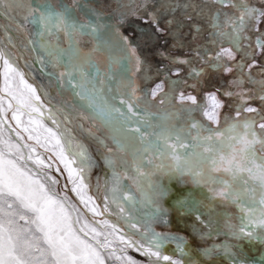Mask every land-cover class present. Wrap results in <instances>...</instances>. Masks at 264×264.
<instances>
[{
    "label": "snow or ice",
    "instance_id": "6c2138e0",
    "mask_svg": "<svg viewBox=\"0 0 264 264\" xmlns=\"http://www.w3.org/2000/svg\"><path fill=\"white\" fill-rule=\"evenodd\" d=\"M214 2L230 4L239 9V16L228 20L233 38L237 41L245 30L247 21H255V24L259 25L264 18V11L248 7L246 0H241L239 5L235 0ZM13 4L26 10L23 22H31L37 36L43 37L55 30L63 31L68 37L67 48L41 44L40 47L48 57L47 61L41 59V63L53 68L63 67L64 70L56 75V79L70 87L74 95L79 97L83 107L91 110L96 118L111 129L115 152L108 147L104 139L89 132V135L109 153L105 156V163L111 169V178L106 181L104 207L101 211L94 198L88 195V184L85 182L87 173L93 166L87 148L72 136L67 127H62L63 121L52 109H47L48 115L45 116L42 111L44 105L37 90L0 49L4 77L0 92L10 98L6 109L4 98L0 96V114L11 110V119L16 123V128L12 129L10 126H4V119L0 118V264H105L106 258L114 259L117 264H137L131 256L126 255L128 248H134L148 257L150 264H160L161 261L165 264H184L181 260L162 254L165 243L175 242L176 249L182 255H187L183 237L158 233L151 226L165 213L159 200L162 195H167V191L159 184H150L152 193L144 195L138 201L124 183L127 179L136 182L140 176L146 175L143 172L144 162L153 164V157L161 160V163L155 165L158 171L175 173L180 177L190 176L194 184L205 186L212 198L219 197L222 201L238 206L242 214L240 223L225 224L233 238L264 239V236L257 232L259 229L264 233V136L255 131L254 120L234 121L223 130L213 129L193 120L186 136L181 134L183 130L173 131L163 123L169 119L168 114L157 117L155 113L140 108L139 101L144 100V97L136 95L135 87H131L125 94L117 91L109 100L104 95L103 80H99L101 87H97V80L102 74L90 55L84 58V64L77 63L80 50L75 35L91 34L98 41L97 49H101L105 43L100 40L102 25L93 20L87 23L74 21L72 10L66 5L56 8L50 3H34L33 0H12V3H9V0H0V14L12 10ZM150 17L157 31H162L155 14H150ZM218 17L217 13L212 18L213 28H219L216 22ZM256 31H259L258 27ZM215 35L223 33L218 32ZM123 41L124 47L121 50L124 55L115 59L109 49V63L119 64L122 74L127 78V73L132 71L129 65L133 59L136 72L140 71L142 61L136 48L128 43L127 37H124ZM256 47L264 51V37L256 38ZM211 58L217 62L212 66L218 68L224 58L235 59V54L231 48H221ZM179 62L187 63L184 60ZM224 70L232 71L227 64H224ZM193 74L199 76L201 72L193 69ZM108 78L111 80L112 76L109 75ZM131 84V79L127 78V86ZM117 87L119 88V82ZM108 91L111 92L112 88L109 87ZM161 93H164L163 83L157 84L151 90L153 98ZM224 95L231 96L233 93L228 91ZM241 99L246 97L241 96ZM260 99L264 100V96ZM179 100L190 102L191 107L183 109L189 118L194 112L200 111L213 124H219V109L223 104L216 93H209L204 104H199L196 96H185L183 93H180ZM159 103H171L167 93L161 96ZM242 110L248 113L257 112L256 108L250 106L243 107ZM240 114L241 109L237 108L236 117ZM25 115L28 117L27 121L22 120ZM154 118L159 122L154 124ZM45 120L51 121L54 127H49ZM259 128L264 131V122L259 123ZM17 129L20 131L16 132L15 140L10 134L5 135L6 130L10 133ZM192 130H195L194 135ZM202 130L208 134L202 136ZM21 131L27 133V141H33L34 144L21 143L24 141ZM37 147L53 153L59 164L63 165L73 184L72 191L94 217L109 213L110 205H115L118 219L123 220L133 231L124 233L117 224L108 219L101 222L103 227L100 230L87 220L76 228L75 225L80 224L81 217L75 205L68 203L66 196L58 197L56 193L50 192L40 178L43 175L52 184L57 183L54 177L48 176L44 171L46 168L50 169L51 165L46 164L39 154L33 158ZM129 150L134 157L135 177L129 176L127 161L117 156ZM117 159L123 171L117 167ZM164 160L169 163L165 164ZM29 161L36 166L37 171L28 168ZM204 165L208 166L207 174ZM220 172L230 177V180L215 175ZM237 182L243 187L234 188L233 183ZM137 191L143 192V189L137 185ZM138 203L141 207L148 208L142 217L134 215L138 211ZM197 203L190 199L178 201L182 208L188 210H192ZM196 218L200 220L199 215ZM117 252L121 255H117ZM192 264L196 262L193 261Z\"/></svg>",
    "mask_w": 264,
    "mask_h": 264
},
{
    "label": "rangeland",
    "instance_id": "374dc122",
    "mask_svg": "<svg viewBox=\"0 0 264 264\" xmlns=\"http://www.w3.org/2000/svg\"><path fill=\"white\" fill-rule=\"evenodd\" d=\"M33 2L50 3L56 8L66 5L72 10L74 21L87 23L93 20L103 26L100 29V40L105 42L103 48L97 49L98 41L91 34H76L75 40L80 50L77 63L84 64V58L91 56L102 74L97 80V87H101L99 80H103L104 95L109 100L117 94V91L125 94L131 90V87H135L136 95L144 97V100L139 101L140 108L155 113L157 117L168 114L169 119L163 123L173 131L183 130L182 135H187L193 120L213 129L223 130L234 121L251 119L256 122L257 134L264 136V131L259 128V123L264 122V100L260 99L264 96V51L256 47V38L264 37L263 18L259 25H256L255 21H247L246 28L237 41L233 38L228 20L239 16V9L230 4L216 3L214 0H33ZM9 3H12V0H9ZM235 3L239 5L241 0H235ZM246 3L248 7L264 11V0H246ZM217 13L219 17L216 22L219 28H213L212 18ZM150 14H155L162 31H157ZM24 15L26 10L16 7L15 4L12 10L0 14V49L24 74L28 83L37 90L44 105L42 111L45 116L48 115L47 109H52L63 121L62 127H67L72 136L87 148L93 165L85 181L88 184V195L94 198L99 210L102 211L106 181L111 178V169L105 163V156L109 153L102 144L89 135V132L104 139L108 147L115 152V145L111 140L112 131L96 118L91 110L83 107L79 97L74 95L70 87L56 79V75L64 70L62 66L53 68L51 65L41 63V59L47 61L48 57L40 45L67 48L69 40L65 33L53 30L51 34L37 36L34 25L31 22H23ZM257 27L259 31H256ZM218 32L223 35H215ZM124 37H127L128 43L136 48L142 61L138 72L135 71L134 59L129 65L132 71L127 73V78L131 79V86H127V78L122 74L121 66L109 63V49L115 59H120L124 55L121 50L124 47ZM185 39L188 41L186 42ZM221 48H231L235 59L224 58L220 62V67L214 68L212 65L217 62L211 57ZM180 60L187 63H180ZM224 64H227L232 71L225 72ZM85 68H87L86 64ZM193 69L200 71L201 75H194ZM109 75L112 76L111 80L108 78ZM174 81L176 83H173ZM233 81H242V83L234 84ZM3 83V65L0 62V88L3 87ZM159 83H163L164 93L168 94L171 103L164 105L159 103L164 93L156 98L151 96V90ZM109 87L112 88L111 92L108 91ZM228 91L233 95H224ZM213 92L223 104L219 109L218 125L209 121L200 111L194 112L191 118L183 111L191 105L190 102L179 100L180 93L185 96L194 95L199 104H204L205 97ZM0 96L4 98V107L7 109L10 98L3 92H0ZM241 96H245L246 99L242 100ZM246 106L256 108L257 112H244L242 109ZM237 108L241 109L238 118ZM0 118L4 119V126L16 128L15 121L11 119V110L0 114ZM27 119L26 115L22 117L24 121ZM152 122L155 124L159 121L154 118ZM45 123L49 127H54L51 121L45 120ZM17 131L20 129L10 133L6 130L5 135L10 134L15 140ZM192 134H195V130H192ZM207 134L206 131H201L202 136ZM21 135L24 136V141L21 143L34 144L33 141H27V133L21 131ZM137 146H139L138 142ZM257 150L259 151V145ZM36 154H39L46 164L51 165L50 169L46 168L44 171L57 181L52 184L42 175L40 177L42 182L58 197L66 196L68 203L75 205L78 210L81 222L75 225L76 228L87 220L89 224L100 230L103 227L101 222L108 219L111 223L117 224L124 233L133 231L123 220L118 219L115 205H110L109 213L94 217L72 191L73 184L67 172L55 159L53 153L37 147L33 158ZM117 156L127 161L128 174L135 177L132 151L119 153ZM163 162L169 163L168 160ZM159 163L161 160L154 157L151 165L145 161L143 172L146 175L140 176L136 182L127 179L124 183L138 201L144 195L152 193L150 184H159L167 191V195H162L159 200L165 213L151 226L158 233L183 237L187 255H182L176 249L175 242L165 243L162 254L181 260L184 264H192L193 261L196 264H264V239L250 240L247 237L235 239L225 227L226 223L232 225L240 223L242 214L237 205L222 201L219 197L212 198L207 188L194 184L190 176L180 177L175 173L158 171L155 165ZM27 166L34 172L37 171L31 161ZM117 167L123 171L119 159H117ZM57 168L60 170L57 171ZM203 168L207 174L208 166L204 165ZM215 175L230 180V177L223 172ZM137 185L143 189V192L137 191ZM233 187L239 189L243 185L237 182L233 183ZM180 199H190L198 203L192 210H188L178 204ZM137 209L134 215L138 217H142L148 211L147 207H141L139 203ZM256 212L258 215V208ZM73 215L75 216L76 213ZM197 215L200 216V220H197ZM257 232L264 236L259 229ZM133 238L138 239V237ZM117 255L121 253L117 252ZM126 255L131 256L137 264H150L149 258L134 248H128ZM105 264H117V262L106 258ZM160 264L165 262L161 261Z\"/></svg>",
    "mask_w": 264,
    "mask_h": 264
},
{
    "label": "trees",
    "instance_id": "16d2710c",
    "mask_svg": "<svg viewBox=\"0 0 264 264\" xmlns=\"http://www.w3.org/2000/svg\"><path fill=\"white\" fill-rule=\"evenodd\" d=\"M264 5V4H263ZM264 19V18H263ZM264 21V20H263ZM264 23V22H263ZM190 31H191V29H190ZM190 36H191V34H190ZM187 37V36H186ZM185 41L187 42L188 40H186L185 39ZM260 60H262V58H260ZM222 97L224 98V95H222Z\"/></svg>",
    "mask_w": 264,
    "mask_h": 264
}]
</instances>
